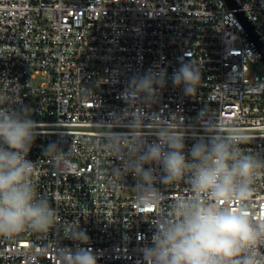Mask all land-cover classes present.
<instances>
[{"label":"built area","instance_id":"obj_1","mask_svg":"<svg viewBox=\"0 0 264 264\" xmlns=\"http://www.w3.org/2000/svg\"><path fill=\"white\" fill-rule=\"evenodd\" d=\"M0 0V100L16 108L22 101L41 122L28 159L32 179L58 207L60 227L49 234L0 236V264H63L59 249L79 242L63 238L64 226L78 223L98 264H143L155 221L168 205L193 193L184 182L157 185L159 206H144L131 175L105 148L102 133L123 116L122 93L134 76L167 73L166 86L146 111L186 135L187 152L202 134L198 115L242 131V148L264 156V0ZM253 27L261 44L246 26ZM195 60L202 81L195 97L176 87L172 74ZM136 120L138 107L130 106ZM112 114V115H110ZM159 117L146 120L145 131ZM124 123H128L124 120ZM127 133L121 123L116 129ZM155 137H149V141ZM50 143L63 149L59 161L43 155ZM250 212L264 219V180ZM264 251V249H261Z\"/></svg>","mask_w":264,"mask_h":264},{"label":"clouds","instance_id":"obj_2","mask_svg":"<svg viewBox=\"0 0 264 264\" xmlns=\"http://www.w3.org/2000/svg\"><path fill=\"white\" fill-rule=\"evenodd\" d=\"M171 79L174 86H183L185 96L195 97L201 67L193 59L187 63L181 59ZM166 82L164 70L150 69L132 77L122 93L127 105L123 116L100 123L108 129L102 133L105 148L120 160L122 174L133 177L141 205L161 204L165 194L157 185L184 182L193 193L175 199L166 214L150 221L155 230L151 246L142 248L143 264H264V219L250 212L264 180V156L242 148L249 137L209 117L206 108L197 118L202 134L191 130L196 142L186 152L190 130L146 111L157 102ZM3 104L0 100V236L52 233L60 227L59 209L39 192L32 179L36 162L28 159L37 137L44 134L41 122L31 118L33 109L22 101L16 108ZM130 106L139 108V121ZM153 117H159L157 126L145 131V121ZM121 123L127 133L116 130ZM149 137L155 139L150 142ZM43 155L59 161L63 149L50 143ZM63 238L79 242L74 249H59L63 264H98L90 248L79 246L89 237L78 223L64 226Z\"/></svg>","mask_w":264,"mask_h":264},{"label":"water","instance_id":"obj_3","mask_svg":"<svg viewBox=\"0 0 264 264\" xmlns=\"http://www.w3.org/2000/svg\"><path fill=\"white\" fill-rule=\"evenodd\" d=\"M227 1H228V3H229L230 5H234L233 0H227ZM246 26H247V28H248L250 34H251L252 39H253L255 42L261 44V43L259 42V40H258V37H257V36L255 35V33H254L253 27L249 24V22H246ZM261 46L264 47V45H262V44H261Z\"/></svg>","mask_w":264,"mask_h":264}]
</instances>
